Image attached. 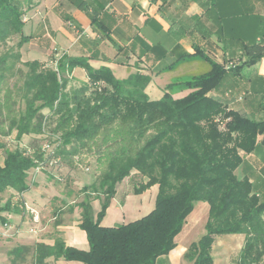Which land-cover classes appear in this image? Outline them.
Returning <instances> with one entry per match:
<instances>
[{"label": "trees", "instance_id": "16d2710c", "mask_svg": "<svg viewBox=\"0 0 264 264\" xmlns=\"http://www.w3.org/2000/svg\"><path fill=\"white\" fill-rule=\"evenodd\" d=\"M34 3L0 0V137L14 134L18 142L31 138L26 147L0 141L5 153L0 195L8 189L19 194L29 190L31 169H58L62 160L74 156L94 157L98 177L82 189L87 200L80 203L79 226L87 233L89 249L57 237L52 245L14 247L11 264H24L29 257L31 264H55L60 258L83 264H153L175 247V237L199 201L209 205L206 231L190 245L187 259L215 264L211 251L217 236L243 234L237 264H264V202L250 180L236 174L264 134V121L230 108V98L212 94L230 73L264 57V34L244 47L242 65L227 66L198 50L209 69L171 82L161 98L152 99L146 92L151 78L143 73L117 78L109 67L94 68L88 58L67 54L53 57L54 66L24 60L21 48L31 38L23 32L24 16ZM98 22L94 17L93 23ZM13 38L17 42L9 46ZM76 67L86 71L88 82L68 91ZM185 90L190 92L175 97ZM48 118L53 124L49 130ZM135 176L141 177L131 186L136 194L158 185L154 209L127 223L102 225L117 187H130L126 180ZM100 193L101 210L95 217L91 196ZM6 211L20 212V202L14 203L12 196L0 202L3 224Z\"/></svg>", "mask_w": 264, "mask_h": 264}, {"label": "crops", "instance_id": "0c3cea01", "mask_svg": "<svg viewBox=\"0 0 264 264\" xmlns=\"http://www.w3.org/2000/svg\"><path fill=\"white\" fill-rule=\"evenodd\" d=\"M34 1L24 16L23 32L31 35L21 48L24 60L53 62V57H61L60 50L68 45L63 54L86 57L94 68L109 67L117 78L138 72L150 76L146 92L152 99L161 98L171 82L209 69L198 57V50L227 66L242 65L240 58L244 47L261 41L264 34V0ZM94 17L99 21L96 24ZM71 78L73 85L88 82L86 71L81 67L74 68ZM159 78H165L163 85L157 82ZM227 87L234 88L230 108L251 119L264 121V57L254 65L243 66L238 74L230 73L222 88L212 94L226 97ZM189 92H179L175 97ZM241 94L246 101L237 104L236 98ZM27 140L29 136L24 138L25 144ZM4 158L5 153L0 149V165ZM44 170L29 171V190L19 194L8 189L5 191L8 197L4 199V195H0L2 204L12 196L14 203L20 202L21 209L20 212H2L7 222L0 221V248L11 240L16 241V245L6 248L0 264H11L9 252L16 246H33L37 242L52 245L57 237L78 249L90 247L86 231L79 226L81 215L78 222L72 221L67 217L70 204L40 190L39 172H45L55 183L52 174ZM236 174L239 178H248L253 191L264 202V134L259 135L256 148L244 155ZM55 185L61 195L73 199V204L86 198V195L77 194L75 186L62 189L61 185ZM34 189L41 193L34 195ZM158 191V185L139 194L128 185L118 186L101 224L114 226L146 215L154 209ZM97 204L100 201H93L95 217L99 212ZM30 209L36 212L37 221ZM208 216V203L196 202L175 237V247L153 264H193L185 253L205 233ZM244 241L243 234L217 236L211 251L214 263L230 264L232 256H239ZM54 263L83 264L62 258Z\"/></svg>", "mask_w": 264, "mask_h": 264}, {"label": "rangeland", "instance_id": "374dc122", "mask_svg": "<svg viewBox=\"0 0 264 264\" xmlns=\"http://www.w3.org/2000/svg\"><path fill=\"white\" fill-rule=\"evenodd\" d=\"M16 42H17V38H13L9 42L8 45L9 46L10 45H14ZM67 46L68 45H65V47L60 50L59 53H62L61 56L64 55L63 53H64V50L67 48ZM24 50H25V48H24ZM47 64L54 66L53 62H47ZM233 64L234 63H232V65ZM130 75H128V76H130ZM15 80L16 79H14L13 82ZM164 80H165V78H159L157 80V82L160 85H163L164 84L163 82H165ZM19 83L21 84L22 81H19ZM83 84H84V82H82L79 85H73L72 78L70 76L69 77V83H68V86H67V90L68 91H73L74 89L79 88ZM233 93H234V88H231V87H227L225 89V91H224V95L228 99L229 98L230 99L233 98ZM241 96H242V99H240V95H238V97L236 98L238 100L237 104H239V103L241 104L242 102L246 101L245 95L243 96V94H241ZM46 121H47L46 124H45L46 129L49 130L50 128L53 127V124H52V121L49 118ZM25 137H28V136L27 135L24 136L21 139V141L18 142L17 140H15L14 134H12V135H9V136H2V140L10 143L12 148H15L17 145L19 147H26L25 145H27V144L24 143V138ZM30 139L31 138L29 137V140ZM29 140H27V143H28ZM54 143H55L54 139H53V137H51V141H49L50 146L51 147H52V145L54 146ZM62 161L63 162L60 165V168H58L56 170V172H55V169L51 170L50 172L48 170H44V169H37V171L44 170V171H46L48 173H51L52 177L54 179V182L56 184H58V185H61L62 189L63 188L64 189H71V187L75 186L77 188V190H76L77 194L79 196L82 195V197H83L84 195H86V193L82 189L84 187L89 186L92 183L96 182L97 177H98V171L96 170V162L94 160V157H90L89 158L88 156L81 155V156H78V158H76L74 156L73 158L64 159ZM126 181L131 187L133 182L139 183L141 181V177L140 176H135L132 179L128 178ZM37 182L40 183V190H43L46 193L52 194L54 197H58L59 199H61L65 203H67L68 205L70 204V212L68 213L67 217L71 218V220L74 221V222H78V218L80 217L81 212H82V208H81L80 203L82 201H84V200H87L86 198L82 199V201H80V202H78L76 204H73L72 203L73 199H71L67 195H61L60 189L55 185V183H53L52 181H50L47 178L45 172L37 173ZM32 193L34 195H38L41 192L40 191H36V189H34L32 191ZM2 194L4 195L3 199L5 198V196L8 197L7 196L8 194L6 192H3ZM91 197H92V199L90 201V204H91L92 210H93V201L98 200V201H100V204H97V207L99 208V211H100L101 210V202H102L103 194H101V193L99 195L92 194ZM1 198L2 197L0 196V199ZM93 214H94V210H93ZM82 230H84V229H82ZM15 245H16V241H12L11 240L10 243H8L4 247L0 248V257L2 259H4L5 258V254H6L5 253L6 248H11V247H13ZM237 260H238V255L232 256L230 264H237ZM31 262H32V259H31V257H29L27 262L24 263V264H31Z\"/></svg>", "mask_w": 264, "mask_h": 264}, {"label": "built area", "instance_id": "2783aa9c", "mask_svg": "<svg viewBox=\"0 0 264 264\" xmlns=\"http://www.w3.org/2000/svg\"><path fill=\"white\" fill-rule=\"evenodd\" d=\"M240 99H242V96H240ZM50 165H51V166L54 165V162H51ZM30 211H31V213H34V214H35V215H34V220L37 221V220H38V217H37V215H36V212H35L33 209H30Z\"/></svg>", "mask_w": 264, "mask_h": 264}]
</instances>
